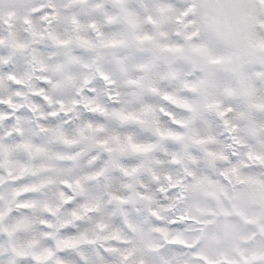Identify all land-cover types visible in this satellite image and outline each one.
Segmentation results:
<instances>
[{
  "label": "snow or ice",
  "instance_id": "6c2138e0",
  "mask_svg": "<svg viewBox=\"0 0 264 264\" xmlns=\"http://www.w3.org/2000/svg\"><path fill=\"white\" fill-rule=\"evenodd\" d=\"M0 264H264V0H0Z\"/></svg>",
  "mask_w": 264,
  "mask_h": 264
}]
</instances>
